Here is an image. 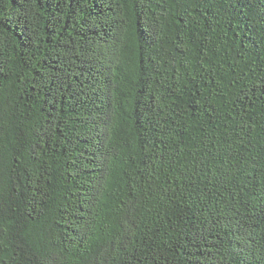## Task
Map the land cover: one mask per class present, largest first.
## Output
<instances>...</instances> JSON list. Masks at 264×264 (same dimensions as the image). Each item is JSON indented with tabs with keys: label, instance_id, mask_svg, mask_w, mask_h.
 Listing matches in <instances>:
<instances>
[{
	"label": "trees",
	"instance_id": "obj_1",
	"mask_svg": "<svg viewBox=\"0 0 264 264\" xmlns=\"http://www.w3.org/2000/svg\"><path fill=\"white\" fill-rule=\"evenodd\" d=\"M0 264H264V0H0Z\"/></svg>",
	"mask_w": 264,
	"mask_h": 264
}]
</instances>
